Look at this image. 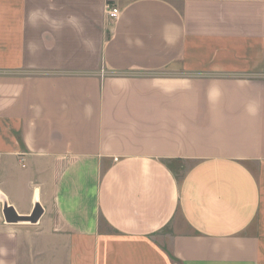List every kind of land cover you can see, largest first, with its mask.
Masks as SVG:
<instances>
[{
    "label": "crops",
    "instance_id": "obj_1",
    "mask_svg": "<svg viewBox=\"0 0 264 264\" xmlns=\"http://www.w3.org/2000/svg\"><path fill=\"white\" fill-rule=\"evenodd\" d=\"M0 197V264H264V0H0Z\"/></svg>",
    "mask_w": 264,
    "mask_h": 264
},
{
    "label": "water",
    "instance_id": "obj_2",
    "mask_svg": "<svg viewBox=\"0 0 264 264\" xmlns=\"http://www.w3.org/2000/svg\"><path fill=\"white\" fill-rule=\"evenodd\" d=\"M0 202L2 204L1 215L3 217L4 223L7 225H15L21 223L35 224L39 220L42 211L39 205H35L32 213L27 217L18 216L14 209L7 205L6 201L0 197Z\"/></svg>",
    "mask_w": 264,
    "mask_h": 264
},
{
    "label": "built area",
    "instance_id": "obj_3",
    "mask_svg": "<svg viewBox=\"0 0 264 264\" xmlns=\"http://www.w3.org/2000/svg\"><path fill=\"white\" fill-rule=\"evenodd\" d=\"M105 16L110 21H116L120 16V11L114 4L107 2L105 5Z\"/></svg>",
    "mask_w": 264,
    "mask_h": 264
},
{
    "label": "rangeland",
    "instance_id": "obj_4",
    "mask_svg": "<svg viewBox=\"0 0 264 264\" xmlns=\"http://www.w3.org/2000/svg\"><path fill=\"white\" fill-rule=\"evenodd\" d=\"M188 166L183 167L180 171H177V177L180 179L184 175V171L187 169Z\"/></svg>",
    "mask_w": 264,
    "mask_h": 264
}]
</instances>
